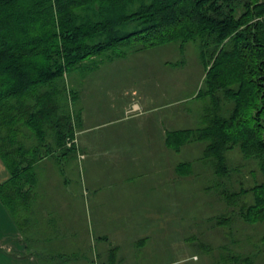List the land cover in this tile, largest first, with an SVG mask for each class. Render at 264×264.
Instances as JSON below:
<instances>
[{"label":"trees","instance_id":"obj_1","mask_svg":"<svg viewBox=\"0 0 264 264\" xmlns=\"http://www.w3.org/2000/svg\"><path fill=\"white\" fill-rule=\"evenodd\" d=\"M189 43L204 70L195 97L204 102L202 126L169 131L167 145L203 146L205 164L222 180L209 189L225 208L218 225L264 228V0H0V158L12 175L1 196V188L21 192L39 161L65 150L73 118L81 127L70 109L73 71ZM234 150L257 164L253 186L227 184L238 170L228 156ZM232 242L225 263L264 264V234L247 252L248 238Z\"/></svg>","mask_w":264,"mask_h":264},{"label":"crops","instance_id":"obj_2","mask_svg":"<svg viewBox=\"0 0 264 264\" xmlns=\"http://www.w3.org/2000/svg\"><path fill=\"white\" fill-rule=\"evenodd\" d=\"M132 104L128 100L122 104L124 115ZM151 110L142 107L143 112L137 111L135 117L123 115L113 121L90 123V149L88 142L86 147L82 145L79 135L83 129L75 126L73 118L74 135L77 133L79 140L75 150L68 152L65 146V150L44 157L35 165V180H24L21 192L1 188L6 189V198L0 194V264H155L153 253L161 257L173 250L175 214L169 207L173 208L176 196H182L177 193V184H190L194 176L206 171L202 166L204 149L187 146L176 152L169 148V131L160 132L157 119H143ZM132 118L141 125L146 121L147 132L123 133L117 147L97 148V142L105 145L110 139L92 136L96 128ZM46 143H40L41 150L47 149ZM141 151L149 154L141 155ZM196 151H202L199 159L175 165L174 153L193 155ZM80 152L86 158L81 159ZM84 160L90 162L93 171L102 163L101 180L79 179L78 162ZM188 163L192 165H184ZM211 173L217 182L222 181L214 170ZM11 178L0 158V186ZM136 204H144V209L150 206L152 211L141 217L131 212L125 219L131 226L113 227L112 205ZM222 235V231L214 230L213 236L221 240L218 250L226 253L225 249L237 246ZM186 254L185 260H190L188 250ZM223 264L230 263L223 260Z\"/></svg>","mask_w":264,"mask_h":264},{"label":"rangeland","instance_id":"obj_3","mask_svg":"<svg viewBox=\"0 0 264 264\" xmlns=\"http://www.w3.org/2000/svg\"><path fill=\"white\" fill-rule=\"evenodd\" d=\"M129 53L127 58L116 60L113 63H105L96 71L90 70L87 73L73 71L67 80L70 90L75 94L74 101H70V109L76 111L78 118L79 116L81 118L80 124L82 123L83 131L79 138L84 147L88 142L90 149V123L98 124L122 117L124 112L121 111V106L125 100L134 104L127 111V115H124V118H129L132 115L135 117L137 111L143 112L142 107L148 110L153 109L144 115L143 119H157L160 132L162 130L173 131L174 129H197L202 126L204 102L195 99V97L202 86L204 70L197 46L194 43H189L184 48H180L176 44H171L155 47L148 51H130ZM145 123L146 121L141 125L134 118L112 122L96 128V131L91 134L92 136L104 135L110 139L105 145L101 141L97 142L98 149L108 146L117 147L116 145L121 143L118 139L123 133L147 132L149 127ZM142 143L144 144V142ZM68 144L67 140L66 146L76 149V146ZM189 148L202 150L203 146L194 144ZM141 152L143 153L141 155L149 154L146 151ZM192 153L193 155L174 153L175 165L181 161L188 162L199 159L202 151ZM80 154L85 156L82 152ZM228 156L238 168V170L231 171L227 178V184L231 189L239 190L244 185L253 186L256 179L255 174H257V164L254 161L250 163L245 161L239 150L230 152ZM244 162L248 163L247 167L240 170V166H243ZM202 166L206 171L197 175L198 177L194 176V180L190 184L187 183L185 186L177 184V193L182 196H176L173 208L169 207L170 212L173 211L175 214V221L172 223L176 231L175 246L171 252L161 257L159 253L158 255L153 253L155 264H223V254L225 253L223 250H218L217 245L221 240L213 236L215 229L222 231L225 234L222 235L225 239H228L229 236L230 241L238 240V237H242L243 240L248 238L250 246H243L242 251L247 252L250 247L255 249L257 240L260 244V238L264 234V228L261 226L254 225L255 227L240 231L234 226L218 225V217L222 215L225 208L222 207L216 193L208 190L214 189L211 187L212 185L215 189L217 188L215 185L217 181L211 173L212 165ZM78 167L80 180L83 178L93 180L102 177L101 162L96 164V171H93L90 168V162L85 160L79 161ZM88 168H90L89 173ZM98 179L101 180V178ZM137 201L140 200L136 199ZM143 205H112L110 216L113 227H125L127 223L131 226L130 221L125 220L131 216V212L135 214V217H141L142 213L152 211L150 206L144 209ZM202 244H208V250L213 249V251L207 252L208 250ZM187 250L192 257L190 260H185ZM225 252L233 253L231 248L225 249Z\"/></svg>","mask_w":264,"mask_h":264},{"label":"built area","instance_id":"obj_4","mask_svg":"<svg viewBox=\"0 0 264 264\" xmlns=\"http://www.w3.org/2000/svg\"><path fill=\"white\" fill-rule=\"evenodd\" d=\"M78 141H79V140H78L77 133H76V134L74 135L73 138H69V139H68V143H69L68 145H69V146H72V145L77 146V145H78ZM80 153H81V152H80ZM80 153H79L80 158H81V159H82V158L84 159L85 156L81 155Z\"/></svg>","mask_w":264,"mask_h":264}]
</instances>
